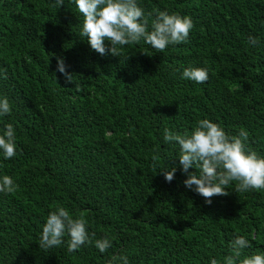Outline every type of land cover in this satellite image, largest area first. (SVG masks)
I'll list each match as a JSON object with an SVG mask.
<instances>
[{
  "label": "trees",
  "instance_id": "obj_1",
  "mask_svg": "<svg viewBox=\"0 0 264 264\" xmlns=\"http://www.w3.org/2000/svg\"><path fill=\"white\" fill-rule=\"evenodd\" d=\"M141 4L191 15L188 41L164 51L140 41L102 56L80 35L70 0H0V93L13 106L0 129L14 123L18 144L14 157H0V175L16 183L0 193V264H108L120 254L130 264H209L230 253L234 234L250 240L245 254L264 250V189L235 192L233 182L208 204L183 184L179 145L163 139L207 117L234 135L247 129L249 147L264 154V0ZM249 34L260 44L249 45ZM192 64L210 68L206 82L181 77ZM165 164L177 167L170 182ZM58 205L112 247L69 251L66 235L41 248Z\"/></svg>",
  "mask_w": 264,
  "mask_h": 264
},
{
  "label": "clouds",
  "instance_id": "obj_2",
  "mask_svg": "<svg viewBox=\"0 0 264 264\" xmlns=\"http://www.w3.org/2000/svg\"><path fill=\"white\" fill-rule=\"evenodd\" d=\"M83 17L80 35L87 38L90 47L100 55H120V48L143 41L152 49L164 51L170 44L187 42L194 28L191 15L176 11H145L141 0H70ZM60 6L65 0H56ZM151 21V22H150ZM106 41L110 42V46ZM257 36L249 34L251 46L260 44ZM119 46V47H118ZM57 71L70 79L65 59L56 57ZM210 68L206 65L184 67L181 77L204 83L209 79ZM6 75L0 70V76ZM13 106L7 95L0 93V119L10 115ZM249 132L241 128L238 134L227 132L222 124L207 117L198 119L190 131L183 134L165 129L164 141L179 145L180 170L186 174L183 184L206 198L211 204L214 195H226L229 186L235 183V192L264 189V154L249 147ZM175 146V145H174ZM17 131L14 123H5L0 129V157L10 159L17 154ZM190 168L196 171H189ZM176 166L165 164L161 170L167 181L174 179ZM14 177L7 173L0 175V193L14 191ZM69 237V251L94 244L100 253H106L113 240L105 235L96 237L89 231V222L83 215L74 216L70 210L58 205L51 210L42 225L39 246L51 249L65 243ZM251 247L250 240L241 234H234L230 241V253L217 259L209 258V264H264V250L245 254ZM108 264H130L126 254L113 255Z\"/></svg>",
  "mask_w": 264,
  "mask_h": 264
}]
</instances>
